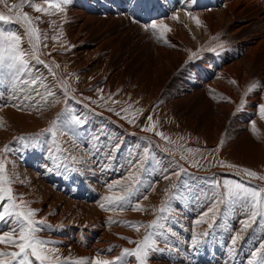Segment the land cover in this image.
<instances>
[{"label": "bare ground", "instance_id": "1", "mask_svg": "<svg viewBox=\"0 0 264 264\" xmlns=\"http://www.w3.org/2000/svg\"><path fill=\"white\" fill-rule=\"evenodd\" d=\"M12 2L18 4L21 0ZM33 2L43 8L48 7V3L41 0ZM6 7L0 3V12L15 16V12L8 11L11 6ZM62 7L63 11L51 9L48 19L41 23L43 29L53 31L52 37L55 35V38L50 36L43 47L38 44L34 53L24 34V26L20 25L23 50L29 53L27 59H44L51 68L52 83L58 84L61 91L65 92L66 87L65 93L73 90L86 96L106 95L107 101H114L112 110L131 113L128 122L131 120L136 124L143 116L141 126L149 122L165 123V116L172 112L182 128L180 147L185 152H182L185 158H190L187 155L191 151L196 154L202 150V154L209 152L206 156L216 155L220 160H226V165L239 166L235 170L238 173L243 168L253 170L264 165V118L259 108L264 104V0H74L72 4ZM35 16H41V13L35 11ZM39 22L36 21L40 26ZM153 22L157 25L163 23L167 28L153 29ZM214 43L218 45L210 49ZM62 61L66 67H60ZM68 80L78 82L74 88H69ZM253 83L258 87L249 91ZM91 87L94 88L89 94L88 90L85 92L86 88ZM157 101L161 103L152 107ZM97 106L86 107L89 110L101 109L96 110L99 115H103L104 120L113 123L120 131L144 136L151 144L157 143L153 145L159 154L167 156L173 153L170 150L174 146L170 141L174 140L166 142L154 130H130L128 122L115 111L112 113ZM46 114L26 113L9 106L4 108L0 112V146L14 133L43 127L47 119L43 120V117L50 116V112ZM161 130L165 138L173 134L166 126H162ZM224 136L225 144L221 143ZM169 144H172L170 150ZM217 159H213L214 164L219 163ZM5 162L9 175L11 171L26 175L22 183L17 181L13 185L18 202H21V197L22 200L31 197L33 202L27 204L42 207L43 212L36 213L34 219L41 221L42 216L53 208L55 211L46 220L54 224L63 221L70 226L62 230L63 237L57 242L64 254L76 252V243L83 237L85 243L89 241L88 249L78 247V250L80 253H91L92 249L118 240L117 234L131 233L120 225L103 224L107 214L101 212L99 202L89 199V193L84 194L95 190H86L79 184L71 187L67 182L58 190L51 182L44 181L43 177H49L47 172L36 168L37 173L32 174L17 164V170H13L10 162ZM214 164L208 163V166L215 168ZM182 167L190 171L193 169L183 163ZM39 171L43 172V176ZM80 174L82 172L79 177ZM164 185V181L156 184L148 193L146 202L162 200ZM121 188L126 189L124 183ZM70 192L72 194L67 196L66 193ZM142 214L144 211L127 215ZM3 228H8L6 222ZM113 252L110 258L119 251L116 249ZM175 258L178 262L180 254H176ZM155 264L165 263L155 261Z\"/></svg>", "mask_w": 264, "mask_h": 264}, {"label": "rangeland", "instance_id": "2", "mask_svg": "<svg viewBox=\"0 0 264 264\" xmlns=\"http://www.w3.org/2000/svg\"><path fill=\"white\" fill-rule=\"evenodd\" d=\"M41 1L47 3L46 0ZM73 2L74 0H71V3L67 5H70ZM11 3L13 4L12 0H6V4H3L4 6H7L6 8H9V6L12 5ZM32 3H34L33 0ZM27 10H30L31 12ZM19 11L22 13H28V15L32 18L33 26L39 31V46L43 47L44 42L48 41L47 39H50V36H53V31L43 29L41 26V23L48 19V14L39 12L41 13V16H38L39 19H36L37 17L35 16V10L30 4L24 5L21 9H19ZM13 12H15V10ZM36 21H40V26L37 25ZM20 25V23L3 24L0 22V27L5 28L6 30H12L21 36V47L23 49V37ZM52 25L53 24L50 26ZM52 38L54 39L55 35ZM217 45L218 43H214L209 48L213 49ZM30 59H28V69L24 73L18 74L17 77H13L0 83V112L8 106L12 107L14 110L16 109L18 111L31 114L42 113L43 115H47L46 113L50 112V116L43 117V120L47 118L44 120V122L46 121V124L43 127L37 130L14 133L3 143L2 146H0V163H2L3 160L5 174H7L6 176L11 180L10 187L12 189L13 197H16L17 199L18 196L15 192V187L13 184H15L17 181L22 183L24 181L23 179H26V175L23 176L22 173L17 171H11V175H9L5 161H7V163L10 162L9 164H11L13 170H17V166H21L23 170L32 174L37 173L38 169L36 168L47 172L46 174H48L47 176L49 177H46L47 179L43 177L44 181L47 183L51 182L50 184H53V186L58 190H61L63 184L67 182V184H70L69 186L71 187L79 184L80 187L85 188L86 190H95L96 192L98 191L97 194L94 191H87L84 194L87 195L89 193V199H94L93 202H99V209L102 213L104 212L107 214L105 220H103V224L105 226L120 225L123 230L131 231V233L122 232L117 234L119 238L118 240L107 242L105 247L101 246L95 250L92 249L91 253L79 252V248L82 250H84V248L88 249L87 245H89V241L85 243L83 237L82 240L76 243V252L69 251L64 254L57 242H59L63 237L61 233L62 229L70 226H65L68 225V223H64L63 221L54 224L46 220L48 219L49 215L53 214L55 211V209L53 210L52 208L48 210L41 219L45 222L44 225L41 226L42 230L40 234L46 235L39 236L40 238H47L46 241H50L49 244L53 245V249L55 251H50L52 250V247L50 248L49 245L45 246L47 254L50 257H52L54 260L58 259L62 262L74 261L80 257L112 260L113 258L119 256L122 249L124 248L130 250L135 249L137 247L136 242H142L145 235H147L149 232H152L156 234L153 237L155 240V248L160 249V251L149 249L145 264H147V262L149 264H155V261L164 262L165 264H248L249 260L252 259L251 253L260 247V243H264V217L258 216L257 219L253 221L250 219L251 210L249 207L223 204V206L219 208L220 215L215 223H212L214 220L211 217L206 220L207 226L205 228L202 227L204 224L201 225V227H195V224L193 223L194 225L191 226L190 221L183 219V216L181 218V207L185 206L181 200V193L183 192L181 185L186 184L187 186H194L193 184H200L199 187L197 186L199 190L205 189L207 191H211L212 194L217 193L220 197L224 191L223 181L225 179L241 182L248 187L257 189L264 187V180L249 177L242 172H236L235 170L237 168H230L228 165L224 164L226 160H220V157L216 155L211 157L208 155L206 156V154L209 152H204L202 154L203 151L200 150L201 152L198 153L197 151L196 154H194L191 151V153L189 152L188 155L186 152V155L190 156V158H185V156H182V128L180 122L177 120V118H175L172 112H168L165 116V123H160L161 121L156 123L149 122L148 124L141 126V121L144 119L143 116L139 119V121H137L136 124H133L132 122L130 123L128 120L131 113L115 109L112 110L111 107L114 106V101H107L108 98L106 95L86 96L83 93H76L73 90H71L69 93H65L63 90L61 91L58 84L52 83L54 82L52 79H50L52 77V71L44 59ZM63 63L64 61L60 63L61 68L65 66ZM65 64L67 65V60ZM63 71H65V69H63ZM33 81L36 82L33 83ZM76 81L77 80H68L67 83L69 84V88H74L75 83L78 82ZM97 84H99V82ZM92 88L94 87L86 88L85 92L88 90L89 94ZM48 92H52L54 95L47 96V99H45V96ZM78 101H80L82 104L78 103ZM101 102L105 104L102 105ZM160 103L161 102L157 101L156 103H153L152 107H156ZM87 105H98L97 107H103L102 109H107L106 111L112 113L115 111V114L120 113L117 115L121 117L122 120H126L128 122L127 126H131L130 130H144L151 128L154 130V132L163 134L161 130L162 126H166L167 129L169 128L171 133H173V137L172 135H167L164 139H166V142H169L168 140H174L170 141L173 145H167L168 147L171 145L174 146L172 149V146L168 148L169 150L171 149L170 151L171 153L173 152L172 154L174 156L170 153L167 156L159 154L154 147L157 143L154 142L153 144L155 145H153L151 144L152 142H150V140L144 136L128 133L126 134L125 131H120V129L114 126L113 123H110V121L107 119L104 120L103 115H99V112L97 111H100L101 109H96L97 111L89 110L86 107ZM58 113L61 114V116L54 132L45 131L50 128V122L57 118ZM76 119H78L80 123H76ZM145 119L147 120L146 117ZM0 125H2L1 122ZM222 140L223 144H225V136L224 138L222 137ZM74 142L78 146H73ZM158 143L160 145L161 142ZM5 146H7L6 151ZM160 146L164 147L162 144ZM156 153H158V155ZM198 156L201 157L199 158ZM217 158H219L220 161H218L219 163L214 164L215 161H213V159L218 160ZM182 163L188 165L189 167L191 166V168L194 170H186L184 167H182ZM208 163L214 164L215 166L213 167L215 168H210ZM26 167L32 170L34 169L35 172ZM95 170L99 174V177H96ZM78 171L82 172V174H80L82 176H80L81 178L79 177V173L77 175L79 179L77 176H73ZM90 171L91 173H89ZM252 171H255L260 176H264V165H260L258 168H253ZM99 172H101V174ZM38 173L43 176V172L39 171ZM113 176L118 179V181H115L116 179L114 180ZM56 177L57 180L55 179ZM137 177L139 178L138 191L130 199L129 205H125L124 207H117L114 204L110 205L109 201L105 198L109 196L115 197L122 195L125 191L123 188H121L123 183L124 187L126 188L128 185L133 184ZM69 180L72 181L70 182ZM163 181L165 182V185L162 186V200L157 201L156 203H147L145 197H147L148 193H151L153 187H155L156 184L159 185V183H163ZM106 183L107 185L105 188L103 186ZM217 184H219V188L216 187ZM24 185L26 184L24 183ZM97 186H100L104 189L100 187L97 188ZM117 191H119V194ZM92 193H95L96 195H93ZM71 194L72 192L66 193L67 196ZM103 200H105L104 203L101 202ZM166 201L168 203H165ZM23 202L26 207H31V209L38 210L36 213L43 212L42 207H33L31 204H27L33 202L31 197H24ZM215 202L216 201H214V203ZM9 203L10 202L7 201V199H5L3 202H0V212H3L4 210L2 205ZM17 203L20 202L17 200ZM101 204H104L105 207L101 208ZM137 205L140 206L142 210H137ZM162 207L165 209L163 212L160 211ZM9 211H11V209H9ZM143 211L144 214L141 216L127 215L128 213H138ZM147 211L148 213L146 214ZM8 219L9 217L6 216L3 221H0V234H3V224L7 222ZM110 219L117 222L110 223ZM35 220L40 221L36 218ZM154 220H157V225L150 228L149 224ZM121 221H129L133 222V224H125L121 223ZM194 221L196 222V219H194ZM244 221L248 222L247 228L244 227ZM210 224L212 227H209ZM189 226H191L193 231L191 238H188V236L185 237L184 235L185 227L188 228ZM53 228V232L50 233ZM195 228H198L196 232H194ZM11 232H13V230H11L9 233ZM132 232L134 233V237ZM120 234H122V237ZM37 235H39V232ZM194 235L196 236L197 241L195 246H193L192 239ZM233 236L238 237L235 244L232 243ZM129 240L132 242H129ZM54 241L57 246L54 244ZM160 242L161 246L158 245ZM3 248H5V245L0 243V251H4ZM110 248L111 251L108 250ZM116 249L119 252L110 258V255H112L113 251L116 252ZM161 253L164 254L161 255ZM176 254H180L178 262L175 258ZM261 256H264V251L258 255L254 264H259ZM164 259L167 263L164 261ZM125 260L127 261V264H132L133 262L134 264H138L134 254L131 256H126ZM209 260V263L205 262Z\"/></svg>", "mask_w": 264, "mask_h": 264}, {"label": "snow or ice", "instance_id": "3", "mask_svg": "<svg viewBox=\"0 0 264 264\" xmlns=\"http://www.w3.org/2000/svg\"><path fill=\"white\" fill-rule=\"evenodd\" d=\"M48 3L47 8H43L38 4L32 3V0H21L18 4H12L8 9L9 13H12L15 10V16L9 14L5 15L3 12H0V22L3 24H13L20 23L24 26L25 36L28 39V43L33 49V53L37 49L39 44V31L36 27L33 26L32 18L28 13H22L19 11L24 5H31L33 9L37 12H43L46 14H51L50 10L55 9L57 11H63L62 5H67L71 3V0H46ZM0 3H5L6 0H0ZM36 19H39L37 17ZM199 23V21H197ZM153 29L157 27L166 29L167 26L161 23L157 25L155 22L151 25ZM21 36L12 30H6L3 27H0V83L9 80L13 77H17L18 74L24 73L28 69V59L27 56L29 53H26L21 47ZM38 59V57H37ZM36 81H33L35 83ZM255 87H258L257 84L253 83L249 86V91L253 90ZM65 92L67 89L65 87ZM54 93L48 92L45 96H52ZM244 101H241L243 105ZM261 110V117L264 118V104L259 105ZM119 114V113H117ZM61 114H57V118L50 122V128L45 131L54 132L57 127L58 121ZM126 118V117H125ZM151 119V117H149ZM80 123L78 119L75 121ZM132 122L131 120L129 121ZM145 131H152L151 128L144 129ZM255 125L253 124V131L255 132ZM157 135L163 137L162 133H156ZM223 143V140L221 141ZM7 146H5V151ZM147 151V150H146ZM191 151V149H189ZM183 158V157H182ZM230 168H238L236 165H228ZM183 170V169H182ZM249 177L258 178L264 180V176H260L255 171H252L247 168L240 169ZM131 178V177H130ZM167 178V177H165ZM11 180L5 174V166L3 163H0V202H3L5 199L9 201V204H3V212H0V221H3L5 217L13 219L15 224H18V236H14L12 233L3 232L0 234V243H7L9 245H14L18 251H0V264H33V259L39 264H127L125 260L126 256L135 255L138 264H145V260L148 256L149 249L160 251V249L155 248V240L153 237L155 233L149 232L145 235L143 241L136 242L137 247L135 249L124 248L121 251V254L112 260H102L91 257H80L74 261H59L58 259L54 260L47 254L45 246L50 243L49 241L41 239L37 233L42 230V227L38 225H43L44 221H37L34 219L35 213L38 211L36 209H31L26 207L22 197L20 198V203H17V199L12 195V189L10 187ZM139 178L137 177L133 184L128 185L122 195L119 196H109L105 199L109 201V204H114L117 207H124L129 205L130 199L138 191ZM112 187V186H110ZM219 188V184L216 185ZM223 199H217L215 203L208 208L207 212L204 213V216L212 214L213 220H215L219 209L217 208L218 204H231L239 205L241 207H249L251 210L250 219L255 221L257 217H264V187L252 188L246 186L244 183L232 181L225 179L223 181ZM146 198V197H145ZM165 203H168L167 201ZM101 208H104L105 205L101 204ZM11 209V211H9ZM137 210H142L140 206H136ZM165 209L162 207L160 209L163 212ZM159 219V218H158ZM110 223H116L117 221L109 220ZM125 224H133L129 221H121ZM244 227H248V222L244 221ZM157 225V220L152 221L149 224V227H155ZM162 227V226H161ZM209 227H212L210 224ZM17 229L14 228L13 232ZM128 239V238H125ZM193 246L196 245V236H193ZM237 236H233L232 243L235 244ZM129 242H132L129 240ZM111 251V248L108 249ZM50 251H55L54 249ZM231 251V249H230ZM264 251V243H260V247L251 253L252 259L249 260L248 264H254L258 255ZM259 264H264V256L260 257Z\"/></svg>", "mask_w": 264, "mask_h": 264}, {"label": "crops", "instance_id": "4", "mask_svg": "<svg viewBox=\"0 0 264 264\" xmlns=\"http://www.w3.org/2000/svg\"><path fill=\"white\" fill-rule=\"evenodd\" d=\"M78 146L75 144V142L73 143V146ZM80 147V146H79ZM37 150V149H35ZM2 163L3 160H2ZM193 171V170H191ZM81 171H78L75 175L77 176L78 173H80ZM73 175V176H75ZM107 184H104V187L106 188ZM194 186H187L186 184L181 185V189L183 190V192L181 193V200L182 203L185 204L184 207H181V218L183 216V219H187L188 221H190V225L193 226L195 224V227H201V225H203L202 227L205 228L207 226L206 224V220H208L209 218L212 217V214L209 213V215L204 216V213L207 212L208 208H210L212 206L211 203H214V201H216L217 199H223V196H220L217 193H213L211 191H207V190H199L197 188V186L199 187L200 184H193ZM205 188V187H203ZM99 197V196H98ZM96 197V198H98ZM105 200L101 201L102 203H104ZM221 206H223V204H219L217 206V208L219 209ZM220 212H218L215 220L212 223H215V221L217 220V218L219 217ZM194 219H196V222L194 221ZM45 222V221H44ZM8 223H10L11 225L8 226ZM194 223V224H193ZM7 227L5 230H3V232H10L11 230H13V227H17L15 232H11L14 236H18V224H15L13 222V219L9 218L6 222ZM44 225V224H43ZM65 225V224H62ZM39 227H41L42 225H38ZM68 226V225H65ZM191 226H189L188 228L185 227L184 230V235L185 237L188 236V238H191V234H192V228ZM67 228V227H65ZM63 228V229H65ZM62 229V230H63ZM187 229V230H186ZM54 230V228L50 231V233H52ZM198 230V228H195L194 232H196ZM187 231V232H186ZM41 231H39V235L38 236H44L40 234ZM62 232V231H61ZM146 232V231H144ZM143 232V233H144ZM63 234V233H62ZM122 234H120L121 236ZM122 237V236H121ZM43 240H47V238H41ZM50 242V241H49ZM5 248H3L4 251H13V250H18L14 245H9V244H5ZM55 244V241H54ZM50 246L51 249H53V245L51 244H47L46 246ZM56 245V244H55ZM159 246H161V242L158 244ZM57 246V245H56ZM164 253H161V255ZM33 259V264H39V262L35 261L34 258ZM206 263H209V261H205ZM46 264H48L46 262ZM134 264V262L132 263ZM147 264H149L147 262Z\"/></svg>", "mask_w": 264, "mask_h": 264}]
</instances>
